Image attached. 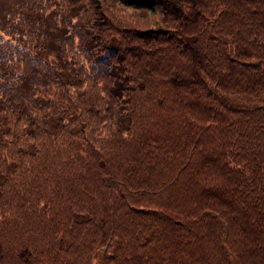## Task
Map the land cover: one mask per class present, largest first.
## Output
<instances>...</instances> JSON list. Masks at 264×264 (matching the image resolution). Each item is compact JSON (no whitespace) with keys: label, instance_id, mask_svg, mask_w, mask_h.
I'll use <instances>...</instances> for the list:
<instances>
[{"label":"trees","instance_id":"16d2710c","mask_svg":"<svg viewBox=\"0 0 264 264\" xmlns=\"http://www.w3.org/2000/svg\"><path fill=\"white\" fill-rule=\"evenodd\" d=\"M0 264H264V0H0Z\"/></svg>","mask_w":264,"mask_h":264}]
</instances>
